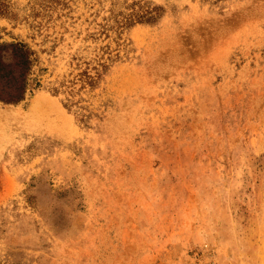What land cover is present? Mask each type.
I'll list each match as a JSON object with an SVG mask.
<instances>
[{
	"label": "rangeland",
	"instance_id": "374dc122",
	"mask_svg": "<svg viewBox=\"0 0 264 264\" xmlns=\"http://www.w3.org/2000/svg\"><path fill=\"white\" fill-rule=\"evenodd\" d=\"M0 111V264H264V0H0Z\"/></svg>",
	"mask_w": 264,
	"mask_h": 264
},
{
	"label": "bare ground",
	"instance_id": "6f19581e",
	"mask_svg": "<svg viewBox=\"0 0 264 264\" xmlns=\"http://www.w3.org/2000/svg\"><path fill=\"white\" fill-rule=\"evenodd\" d=\"M39 97H40V96H39ZM40 98H41V97H40ZM40 98L35 99V103L39 104V106H40V105H41V106H42V105H43V106L45 105V107H46V104H44V102H42V101L40 100ZM47 103H48V102H47ZM52 107H54V106H52ZM43 108H44V107H43ZM38 109H39V108H38ZM44 109H45V108H44ZM8 111H9V110H8ZM8 111H7V113H8ZM35 111H36V110H35ZM0 112H1V111H0ZM2 112H3V111H2ZM7 113L5 112V115H6ZM9 113H10V112H9ZM49 113H50V112H49ZM49 113H48V114H49ZM11 114H13V113H11ZM11 114H7V115H6L7 118H8V115H9V117H10ZM45 114H46V113H45ZM1 115H2V114H1ZM5 115H3L2 117L4 118ZM42 115H43V114H42ZM49 115H50V114H49ZM51 115L53 116V114H51ZM57 115H58V114H57ZM57 115H56L55 118L58 120V118H60V116H57ZM37 116H38V114H37ZM2 117H0V120H2ZM11 117H13V116H11ZM11 117H10V118H11ZM38 117H39V116H38ZM38 117H35L36 120H37ZM18 118H20V117H18ZM46 118H47V117H46ZM8 119H9V118H8ZM11 119H12V118H11ZM15 119H17V117L14 118V122H15ZM42 119H43V116H42ZM61 119H62V118H61ZM61 119H60V120H61ZM43 120H44V119H43ZM41 123H42V122H41ZM38 124H39V123H38ZM42 124H44V122H43ZM46 124H47V123H46ZM46 124H45V126H46ZM39 125H40V124H39ZM45 129H46V128H45ZM48 130H49V129H48ZM48 130H47V131H48Z\"/></svg>",
	"mask_w": 264,
	"mask_h": 264
},
{
	"label": "trees",
	"instance_id": "16d2710c",
	"mask_svg": "<svg viewBox=\"0 0 264 264\" xmlns=\"http://www.w3.org/2000/svg\"><path fill=\"white\" fill-rule=\"evenodd\" d=\"M12 52H13V54H17L18 56H22V55H24V54H23L24 51H23L21 45H15V46H13V48H12Z\"/></svg>",
	"mask_w": 264,
	"mask_h": 264
}]
</instances>
